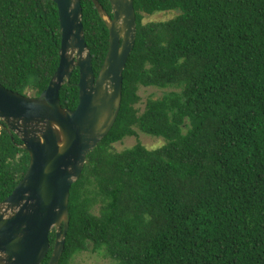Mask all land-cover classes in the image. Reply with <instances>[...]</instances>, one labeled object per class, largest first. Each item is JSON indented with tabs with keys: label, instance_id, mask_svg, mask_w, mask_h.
Segmentation results:
<instances>
[{
	"label": "trees",
	"instance_id": "obj_1",
	"mask_svg": "<svg viewBox=\"0 0 264 264\" xmlns=\"http://www.w3.org/2000/svg\"><path fill=\"white\" fill-rule=\"evenodd\" d=\"M112 17L109 0H98ZM84 41L97 75L105 20L80 0ZM136 33L122 71L120 108L70 186L58 264L104 250L117 264H264V0H133ZM178 9L165 21L143 13ZM52 0H0V83L38 95L59 62ZM78 68L59 89L78 103ZM141 86L168 89L146 99ZM3 126V124L1 123ZM142 132L165 143H113ZM12 135V136H11ZM29 163L0 128V203ZM40 264H47L55 239Z\"/></svg>",
	"mask_w": 264,
	"mask_h": 264
},
{
	"label": "water",
	"instance_id": "obj_2",
	"mask_svg": "<svg viewBox=\"0 0 264 264\" xmlns=\"http://www.w3.org/2000/svg\"><path fill=\"white\" fill-rule=\"evenodd\" d=\"M60 30L59 62L38 95L0 83V127L15 133L29 163L0 203V264H40L55 239L47 264H58L68 228V197L86 155L114 124L121 101L122 71L135 41L133 0H109L112 17L92 0L108 29V48L94 76L84 41L80 0H52ZM78 68V103L63 107L59 89ZM12 136V135H11Z\"/></svg>",
	"mask_w": 264,
	"mask_h": 264
},
{
	"label": "rangeland",
	"instance_id": "obj_3",
	"mask_svg": "<svg viewBox=\"0 0 264 264\" xmlns=\"http://www.w3.org/2000/svg\"><path fill=\"white\" fill-rule=\"evenodd\" d=\"M180 11L178 9H167L162 11H154L151 14L143 13V22L149 21H165L173 18ZM168 89H158L155 87L141 86L138 90L140 95V101L138 108L141 111L144 107L145 101L149 97H159L163 92ZM26 94L34 95L32 90H26ZM137 141L144 145L148 149H156L161 147L165 143V139L160 136H151L142 132H137V136H127L121 141L113 143V149L121 151L125 148L133 146ZM68 264H117V261L111 258L104 250L100 249L92 251L86 249L74 254Z\"/></svg>",
	"mask_w": 264,
	"mask_h": 264
},
{
	"label": "clouds",
	"instance_id": "obj_4",
	"mask_svg": "<svg viewBox=\"0 0 264 264\" xmlns=\"http://www.w3.org/2000/svg\"><path fill=\"white\" fill-rule=\"evenodd\" d=\"M105 20V19H104ZM24 95V94H23ZM26 95V94H25ZM3 124V123H2ZM3 126L1 125V127L0 128H2ZM54 229V228H53ZM45 257V256H44ZM50 257V256H49ZM42 261V260H41Z\"/></svg>",
	"mask_w": 264,
	"mask_h": 264
}]
</instances>
